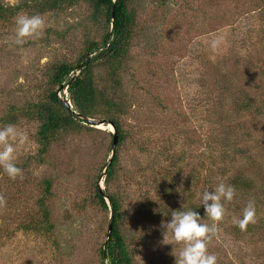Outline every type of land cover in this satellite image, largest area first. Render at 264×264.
Wrapping results in <instances>:
<instances>
[{
    "label": "rangeland",
    "instance_id": "1",
    "mask_svg": "<svg viewBox=\"0 0 264 264\" xmlns=\"http://www.w3.org/2000/svg\"><path fill=\"white\" fill-rule=\"evenodd\" d=\"M134 4L135 34L121 73L128 105L119 115L129 135L118 147V176L108 189L121 198L123 230L135 264H175L173 246L160 243L162 221H170L182 203L199 204L197 193L227 184L223 168L217 167L231 159L223 157L210 172L208 167L219 152L236 153L234 140L252 147L258 169L242 155L235 168L252 177L255 188L247 194L236 190L234 202L226 206L231 216L219 225L209 252L217 264H264V236L229 232L230 221L240 219L249 200L259 207L258 222H264V140L250 139L241 124L217 125L208 113L222 91L230 96L218 79L232 77L240 87L255 67L251 57L264 58V0ZM92 11L80 0L40 14L46 20L43 37L22 47L12 43L17 15L0 25V127L7 124L2 117L12 106L46 97L54 87L49 76L53 64L76 63L85 52L86 36L101 39L104 27L92 20ZM218 36L224 43L214 53L210 43ZM39 124L26 117L14 124L28 137L17 152L24 178L13 181L0 168V194L7 200L0 212V264H101L111 212L98 201L95 183L106 188L101 174L111 154L113 128L106 122L68 132L40 158ZM248 131L256 135L260 128L250 124ZM46 179L52 183L46 198L51 230L43 222L33 224L42 220ZM231 206H238V213Z\"/></svg>",
    "mask_w": 264,
    "mask_h": 264
},
{
    "label": "trees",
    "instance_id": "2",
    "mask_svg": "<svg viewBox=\"0 0 264 264\" xmlns=\"http://www.w3.org/2000/svg\"><path fill=\"white\" fill-rule=\"evenodd\" d=\"M80 0H21L15 6L0 1V25L9 22L19 13L29 15L43 14L52 10H61L66 5H74ZM89 3L92 11V20L104 27L100 40L86 36V48L82 57L76 63L61 61L53 64L50 69V80L53 84L44 99L24 103L21 107L12 106L2 117L7 124H16L26 117L27 119H38L40 121L38 134L41 144L38 155L43 158L49 151L51 144L62 135L72 131H81L84 127L91 128V122L87 119L98 118L112 122L119 135L116 154L110 164L104 182L105 189H101L99 183H95V195L104 209H109L106 197H109L113 205L114 224L110 239L100 249L101 264L110 260V264H135L133 249L130 240L123 230V204L121 198L109 191L110 185L118 176V164L120 162V151L129 135L119 120V115L127 109V99L123 93V79L121 73L127 63L132 49V42L137 23L136 0H84ZM253 58L255 67L249 73L246 82L239 87L232 77L224 80L218 79L217 83L222 86L230 96H225L223 91L216 106L209 107V117L217 125L239 126L250 139L264 140V58L257 55ZM104 69V72L97 74L96 70ZM234 72V70H232ZM77 72V74H76ZM223 82H225L223 84ZM61 92V95L59 93ZM65 91L69 94L66 95ZM231 98V99H230ZM250 124L260 128L258 134L253 135L250 131ZM248 125V126H247ZM252 135V136H251ZM226 141L230 142L231 139ZM232 142L236 153L234 155L226 150L218 153V158L212 159L214 163L208 167L213 170L215 163L224 157L230 160L229 165L222 163L218 169L223 168V175L227 177V184L234 186L241 193H251L255 188L254 179L240 173L236 168L239 160L243 158L253 166L257 167L255 157L251 155V146L246 143L238 146ZM113 143V138H112ZM231 145V147H232ZM264 151V149H262ZM216 168V167H215ZM215 170V169H214ZM180 174V173H179ZM45 194L40 199L42 220L35 219L34 226L43 222L47 224V230L53 228L49 218V206L46 201L51 195L52 183L46 179ZM214 183V180L209 184ZM214 185V184H213ZM247 196V195H246ZM264 204V201H260ZM199 212L202 218L205 217V210L201 204L189 205ZM181 206L179 207V209ZM231 211L238 213V206H231ZM259 213V207H256ZM111 211V210H110ZM228 217L230 213L227 212ZM242 218V215H240ZM206 219V218H205ZM36 227H34L35 229ZM229 232H242L239 227L230 221ZM244 234L264 236V222H257L249 225Z\"/></svg>",
    "mask_w": 264,
    "mask_h": 264
},
{
    "label": "clouds",
    "instance_id": "3",
    "mask_svg": "<svg viewBox=\"0 0 264 264\" xmlns=\"http://www.w3.org/2000/svg\"><path fill=\"white\" fill-rule=\"evenodd\" d=\"M3 2L7 7L9 3L15 6L19 0H3ZM45 29L46 20L42 15L19 13L15 17V35L12 43L22 47L29 40L42 38ZM223 43V36L212 39L210 43L212 52H218ZM27 140V135L14 124L0 127V168L13 181L24 178L23 170L17 166V152L19 146L24 145ZM236 196L234 186L221 182L215 185L212 191L197 193L200 204L205 210L204 218L186 203H182L181 210L171 212L170 221H162L163 239L160 243L173 246L171 255L175 257V264H217V256L209 252V247L218 237L219 225L228 212L226 206L232 204ZM6 207L7 200L0 194V212L6 210ZM257 222L254 200H249L243 208L242 218L233 217V223L242 232L247 231L250 224L255 225ZM104 264H110V260H105Z\"/></svg>",
    "mask_w": 264,
    "mask_h": 264
},
{
    "label": "water",
    "instance_id": "4",
    "mask_svg": "<svg viewBox=\"0 0 264 264\" xmlns=\"http://www.w3.org/2000/svg\"><path fill=\"white\" fill-rule=\"evenodd\" d=\"M93 125H103V123H106V120L104 119H96V118H87ZM109 124L112 126V136H113V143H112V150H111V154L110 157L103 169V173L101 174V178H103L106 175V171L108 170L110 164L112 163V160L116 154V150H117V145H118V141H119V135H118V131L116 129V127L114 126V124L112 122H109ZM103 190V188H101ZM107 202L109 204L110 207V220H109V227H108V232H107V241L110 239L111 234H112V230H113V224H114V214H113V205L111 203V200L109 197H106ZM106 241V242H107Z\"/></svg>",
    "mask_w": 264,
    "mask_h": 264
},
{
    "label": "bare ground",
    "instance_id": "5",
    "mask_svg": "<svg viewBox=\"0 0 264 264\" xmlns=\"http://www.w3.org/2000/svg\"><path fill=\"white\" fill-rule=\"evenodd\" d=\"M110 127V126H109Z\"/></svg>",
    "mask_w": 264,
    "mask_h": 264
}]
</instances>
